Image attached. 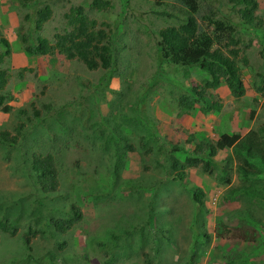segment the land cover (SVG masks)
Instances as JSON below:
<instances>
[{
    "label": "rangeland",
    "instance_id": "obj_1",
    "mask_svg": "<svg viewBox=\"0 0 264 264\" xmlns=\"http://www.w3.org/2000/svg\"><path fill=\"white\" fill-rule=\"evenodd\" d=\"M91 1L40 0L25 9L0 0V38L10 47L0 69L7 75L3 91L11 97L10 111H0V131L15 138L12 147L0 145V217L16 221L15 232L0 230V264H264V253L251 258L254 249L264 251V202L223 201L229 186L221 183L222 161L231 157L235 139L264 124V83L261 92L252 87L264 74V30L237 34L242 95L233 97L224 86L207 90L219 112L195 107L184 113L175 97L186 94L191 83L201 85L205 75L158 60L157 42L158 33L177 25L187 10L177 0H159L161 9L177 16L169 19L152 14L160 8L151 0H104L110 4L105 10L90 7ZM195 1L197 16L208 10L233 14L227 0ZM255 1L264 29V0ZM45 6L52 16L36 34L49 44L65 28L63 15L70 7L81 6L87 18L107 26L114 43L111 68L89 70L57 54L27 56L16 29L25 14L34 16ZM222 134L232 138L213 158L210 175L189 168L178 182L166 174L164 154L171 145L213 142ZM33 152L53 155L54 192L42 193L33 180ZM116 159L123 165L115 180L109 176ZM225 177L229 185L239 184L235 173ZM257 185L264 194V177ZM196 187L208 210L204 219L190 200L188 189ZM69 204L82 212L80 222L62 235L46 227L45 221L62 217ZM234 209L250 216L240 228L226 219ZM194 214L205 226L193 227ZM255 231L256 240L250 235Z\"/></svg>",
    "mask_w": 264,
    "mask_h": 264
},
{
    "label": "trees",
    "instance_id": "obj_2",
    "mask_svg": "<svg viewBox=\"0 0 264 264\" xmlns=\"http://www.w3.org/2000/svg\"><path fill=\"white\" fill-rule=\"evenodd\" d=\"M12 1L27 9L29 6L33 7L34 4H38L40 0ZM151 1L154 2L155 7L160 8L163 5L159 0ZM177 2L187 10V13L181 19H177V25L168 26L158 33V60L175 68H180L184 72L189 69H196L199 73L205 75L201 85L191 83L189 89L186 90V94L175 97L177 106L181 111L186 113L192 111L195 107H199L205 114L219 112L220 105L210 101L205 92L224 86L233 97L242 95L240 74L236 65L239 51L237 46L240 43L237 34L245 35V32H254V29L264 30L262 29L261 19L255 15L257 3L255 0H227L230 10L235 15L229 13V15L218 16L217 10H208L204 15L197 16L198 8L195 0H177ZM109 6L108 1L104 0H92L90 3V7L96 8V10H105ZM152 14L169 19L177 18L172 12H167L161 8L157 11L152 10ZM51 16L52 12L46 6L37 9L34 16L24 15L23 25L18 26L16 29V37L27 56L40 57L57 54L68 61L76 60L89 70H96L97 68L107 70L111 68L114 43L110 30L106 29L107 26L103 23L98 25L94 20L87 18L81 6L70 7L63 15L65 28L62 29L61 33L55 34L52 43L49 44L36 33L40 31L42 25ZM0 48L3 49L0 54L1 62V58L8 56L10 51L9 44L3 38H0ZM6 79V72L0 69V111L3 113L9 112L11 109L7 105V101L11 99L10 94L3 91ZM151 83L154 84V80ZM263 83L264 74L255 78L252 87L254 86L256 92H261ZM43 108L47 111L50 109L47 105H44ZM36 116L37 114H35ZM231 138V136L222 134L213 142L207 140L195 142L188 139L185 141V145H171L167 154H164L166 155V174L172 180L178 182L185 179L186 170L189 168H200L203 173L210 175V166H215L213 158L218 152L225 150ZM5 143L8 144L7 147H12L15 144V138L9 137V134L5 131H0V145ZM122 146L125 150H132L133 148L128 144ZM230 153L231 157H225L222 161L226 169L221 174L223 176L221 183L229 186L222 196L223 201L243 197L251 202H264L262 188L257 185V182H260V177H264L261 175V168L264 167V124L249 129L236 138L230 148ZM116 162L113 164L110 179L113 177L115 180L117 179L119 167L123 165L122 160L116 159ZM231 163H233V170L231 169ZM29 168L33 180L42 193L56 190L58 175L52 154L33 152L30 155ZM227 172L228 175L231 172L235 173L239 184L229 185L230 180L225 177ZM172 173H174L173 176ZM127 188L134 187L127 186ZM188 192L196 212L203 213L202 218L204 219L208 210L205 207L202 191L196 187L188 189ZM65 210L67 212L63 213L62 217L55 216L47 219L45 221L46 227L62 235L80 222L82 212L77 206L69 204L65 207ZM234 210L226 215V219L231 222V227L238 226L240 228L242 226L240 222L248 217L250 218V216L248 211ZM199 224L198 216L194 214L193 227L198 229L205 226L203 221H201L200 227ZM15 228L16 221L11 222L4 216L0 217V230L2 232H15ZM250 235L252 239L256 240L257 231ZM199 237L206 240L201 231ZM258 238L257 241H261L263 238L260 231H258ZM25 242H28L27 239ZM97 246H100V244L98 243ZM263 253L264 251L260 249H254L251 258L261 256ZM34 263V260L24 262V264ZM226 264H230V261Z\"/></svg>",
    "mask_w": 264,
    "mask_h": 264
},
{
    "label": "clouds",
    "instance_id": "obj_3",
    "mask_svg": "<svg viewBox=\"0 0 264 264\" xmlns=\"http://www.w3.org/2000/svg\"><path fill=\"white\" fill-rule=\"evenodd\" d=\"M262 44H263V46L260 48V51L263 53V55H264V52H263V47H264V40L262 41ZM263 95H264V93H263ZM264 98V97H263ZM248 131V130H247ZM2 264V263H1Z\"/></svg>",
    "mask_w": 264,
    "mask_h": 264
}]
</instances>
